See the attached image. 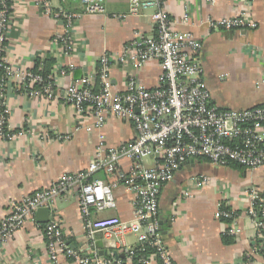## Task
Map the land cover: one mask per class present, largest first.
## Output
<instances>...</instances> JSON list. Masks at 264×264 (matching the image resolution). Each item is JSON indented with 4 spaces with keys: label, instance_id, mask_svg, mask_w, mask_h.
Listing matches in <instances>:
<instances>
[{
    "label": "crops",
    "instance_id": "obj_1",
    "mask_svg": "<svg viewBox=\"0 0 264 264\" xmlns=\"http://www.w3.org/2000/svg\"><path fill=\"white\" fill-rule=\"evenodd\" d=\"M12 7L11 29L5 59L14 68L32 70L40 60V70L48 64L53 78L55 99L31 97L10 82L6 96L11 132L24 129V134L12 140H0V221L13 202H18L37 190L52 185L64 173L85 170L93 160L99 136L109 146L121 147L136 137L134 125L115 115L107 118L102 128H95L94 115H80L63 96L72 83H90L100 87L99 59L108 54L112 59L114 90L124 91L127 78L136 76L151 88L158 84L162 68L151 60L140 68L120 58L138 35L154 31L152 22L144 16L125 20L112 14L126 13L130 0H106L108 14L84 13L74 30V54L68 55L58 37L63 22L47 15L41 0H6ZM64 9L83 11L79 2L52 0ZM165 4L177 28L193 32L202 44L199 53L203 64V80L207 83L213 104L220 108L246 109L264 105V0H219L207 5L204 0H191V22H181L184 5L179 0ZM248 11L257 22L255 30H213L209 19L233 16ZM151 12V10L149 11ZM73 65V68L70 67ZM122 168L128 171L131 160L123 158ZM152 166V159L144 160ZM207 175L215 182L196 187L194 179ZM94 178L106 182L116 179L104 171ZM117 209L95 214V218L119 216L132 220L134 194L121 182H115ZM254 187L264 195V166L257 170L219 166L204 159H191L164 185L159 199V220L164 243L175 264H242L251 250L254 225L247 211V190ZM188 193V194H187ZM237 213L235 226L242 230L236 236L228 231V222L215 215L222 203ZM55 219L61 225L68 242L82 255L96 250L101 259L119 258L122 264H136L126 254V247H136L135 235L129 234L119 242L96 233L88 238L79 209V193L74 188L56 200ZM44 215L28 220L15 236L0 248V263L4 264H79L69 258L52 261L41 220ZM47 223V222H46ZM39 224V225H37ZM233 236L234 242L225 244L223 234ZM251 253V251L249 252ZM250 257L255 264H264L260 254ZM152 264H161L151 259Z\"/></svg>",
    "mask_w": 264,
    "mask_h": 264
},
{
    "label": "built area",
    "instance_id": "obj_2",
    "mask_svg": "<svg viewBox=\"0 0 264 264\" xmlns=\"http://www.w3.org/2000/svg\"><path fill=\"white\" fill-rule=\"evenodd\" d=\"M79 2L83 11L56 7L52 0H41L44 12L56 21L63 22V31L58 37L65 53L74 54V30L84 13L108 14L106 0H72ZM166 0H130L126 13L112 14L115 19L147 17L154 26L152 34H140L122 54L121 61L129 60L140 68L151 60L159 61L162 73L155 87H147L131 75L124 91L114 90L112 59L103 54L98 73L100 87L78 82L68 85L63 99L75 107L80 115L91 112L95 128H102L110 115L133 123L136 137L121 147L109 146L99 136L93 160L85 170L64 173L41 190L13 202L6 216L0 221V248L11 240L28 220H34L40 208H48L50 216L43 225L49 258L58 262L69 258L79 264H122L119 258L101 259L96 250L82 255L65 237L55 219L56 200L78 189L79 209L89 239L96 233L121 242L125 236H136L138 245L126 247V256L136 264H152L158 259L161 264H175L168 251L159 220L160 193L165 184L174 179L176 172L191 159H205L219 166L236 164L248 170L264 166V105L236 110L220 108L213 104L212 94L203 80V64L199 53L202 44L193 32L177 28L179 21L173 19ZM184 5L181 22L192 25L191 0H179ZM219 0H204L215 5ZM151 10V12H149ZM12 7L0 0V140H12L24 134V129L11 132L8 126V94L11 81L31 97L55 99V85L51 75L47 77L33 70L14 68L3 52L7 47L11 29ZM213 30H255L257 22L248 11H239L233 16L209 19ZM73 68V65H70ZM131 160L125 171L120 161ZM152 159L154 165L144 164ZM104 171L116 181L106 182L94 178V173ZM121 181L133 194V218L124 221L119 216L95 218V214L117 209L114 193L115 182ZM196 187L215 182L207 175L194 179ZM188 194V193H187ZM248 215L254 225L251 253L242 264H255L252 254L264 258V195L251 187L247 190ZM226 208V209H225ZM218 219L228 222V231L236 236L241 232L235 226L237 213L227 202L215 213ZM39 225V224H37ZM152 248L153 251H147ZM4 264V263H0Z\"/></svg>",
    "mask_w": 264,
    "mask_h": 264
},
{
    "label": "trees",
    "instance_id": "obj_3",
    "mask_svg": "<svg viewBox=\"0 0 264 264\" xmlns=\"http://www.w3.org/2000/svg\"><path fill=\"white\" fill-rule=\"evenodd\" d=\"M10 4V3H9ZM3 54H4V52H3ZM39 63H40V60H37L36 61V63H35V66H34V68L32 69L33 71H34V73H42L44 76H48V75H50V71L48 70V64H47V67L45 68V71L44 70H40V66H39ZM99 69H100V65H99ZM205 160V159H204ZM229 166H233V167H236V168H244V167H242V166H239V165H236V164H230ZM226 209V208H225ZM222 239H223V242L225 243V244H231V243H233L234 242V238H233V236H231V235H229V234H227V233H225V234H223V237H222ZM147 251H149V252H152L153 251V249L151 248H148L147 249Z\"/></svg>",
    "mask_w": 264,
    "mask_h": 264
},
{
    "label": "water",
    "instance_id": "obj_4",
    "mask_svg": "<svg viewBox=\"0 0 264 264\" xmlns=\"http://www.w3.org/2000/svg\"><path fill=\"white\" fill-rule=\"evenodd\" d=\"M40 214L44 215V218L41 221L44 223L48 222L50 216V210L48 208H40L36 212V216L38 217Z\"/></svg>",
    "mask_w": 264,
    "mask_h": 264
}]
</instances>
